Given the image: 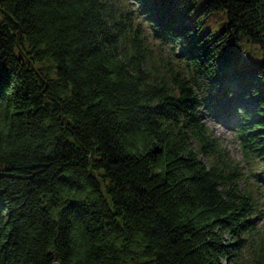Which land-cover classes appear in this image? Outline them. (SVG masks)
I'll list each match as a JSON object with an SVG mask.
<instances>
[{"label": "trees", "instance_id": "trees-1", "mask_svg": "<svg viewBox=\"0 0 264 264\" xmlns=\"http://www.w3.org/2000/svg\"><path fill=\"white\" fill-rule=\"evenodd\" d=\"M262 203L264 0H0V264H264Z\"/></svg>", "mask_w": 264, "mask_h": 264}, {"label": "rangeland", "instance_id": "rangeland-1", "mask_svg": "<svg viewBox=\"0 0 264 264\" xmlns=\"http://www.w3.org/2000/svg\"><path fill=\"white\" fill-rule=\"evenodd\" d=\"M155 40V39H154ZM158 43V40H155ZM179 47V46H178ZM237 89H240L239 85L240 83H235ZM206 103L201 107V114L204 118L205 123L209 126L210 130L213 131L216 135L220 136L223 140L226 146H228L229 150L231 151L232 155L241 162V164L244 166L246 172H247V166L246 163L242 159L241 152L239 151V146L234 141L233 136L231 135V131L228 130L221 122H219L216 118H214L211 115V111L209 110V107H205ZM249 108H252V104L248 106ZM249 182L252 184L254 182L253 177L248 176ZM261 215L260 218L256 221L255 227V233L251 234L249 237L248 249L247 250H253L256 244L259 241L264 242V203L261 205ZM253 253L245 252V255H242V258H239V264H254V260H252Z\"/></svg>", "mask_w": 264, "mask_h": 264}, {"label": "water", "instance_id": "water-1", "mask_svg": "<svg viewBox=\"0 0 264 264\" xmlns=\"http://www.w3.org/2000/svg\"><path fill=\"white\" fill-rule=\"evenodd\" d=\"M54 264H58V263H54Z\"/></svg>", "mask_w": 264, "mask_h": 264}]
</instances>
